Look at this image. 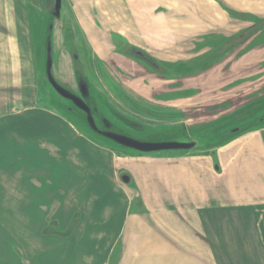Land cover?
Masks as SVG:
<instances>
[{
	"label": "rangeland",
	"instance_id": "374dc122",
	"mask_svg": "<svg viewBox=\"0 0 264 264\" xmlns=\"http://www.w3.org/2000/svg\"><path fill=\"white\" fill-rule=\"evenodd\" d=\"M263 1L235 0L239 10L230 7V0H77L74 6L69 3V7L66 5V9L64 8L71 14L67 18L71 19L74 40L69 37L72 31L68 28L66 17L59 22L55 21L58 28L64 27L68 34V43L72 45L71 50L74 52L67 54L64 48L65 39L56 37L54 45L62 49V68L65 67L64 61L72 65L73 55H77L76 68L85 74L96 91L107 98L105 112L116 111L122 117L139 121L156 130L175 127L183 122L189 127L222 121V126L226 129H239L235 136L258 130L261 133L258 139L260 141L261 137L264 146V6L259 7ZM37 2L38 4L32 6L27 4V12L34 36L33 47L37 54L39 79L43 85L41 94L45 95V102L39 105L61 114L68 122L75 124L73 118L55 109L58 99L51 94L48 84L45 83L41 51L44 49L49 21L44 13L46 11L39 5L45 4L44 1ZM49 9L53 13L51 2ZM79 35L83 41L78 40ZM122 42L149 54L167 77L161 79L162 71L157 72L158 75H152L150 79H143L141 76L142 79H134L136 66L130 55L117 52L118 45ZM84 47L88 48L89 56L82 52ZM17 92L25 96L29 105L38 96L36 91L30 94L22 90ZM95 94L100 98L99 93ZM138 104L141 108L150 106L149 110L154 112L147 114L143 109L138 111ZM248 108L251 109L249 115L241 116ZM17 111V108L12 109L10 113ZM6 113L0 114V144L5 141L4 131L7 133V117L3 116ZM13 120H8L11 127L18 130L28 128L24 120V124ZM221 131L219 134L224 135ZM210 137L201 140L202 144L199 142V146L189 153L203 154L218 146L219 140ZM228 138L229 136H224V139ZM253 141L257 143V140ZM100 142L106 144L105 147L111 149L115 155L125 159H134L137 156H145L144 159L160 158L167 155L164 152L140 155L133 151L116 149L106 141ZM230 159L227 152L224 156L221 154L214 158L218 167L221 165L224 169L225 165H229L224 182L212 172L215 168L209 158L198 160L196 164L202 168L196 170V176L193 171L190 175L192 178H204V181L211 182L217 188L221 184L220 190L229 195V201L231 199L233 204L248 205L258 202L257 199L263 202L264 156L248 158L246 166L244 163L247 161L243 155L233 159L232 165L228 163ZM26 162L28 170L24 180L32 187L35 185V189L33 188L32 194L27 192L29 197L23 204L25 213H31L32 203L38 200L30 199L31 195L42 199L38 195L44 197L60 191L61 193L49 197H66L69 189L65 169L58 165L54 169V180L44 179L40 173L45 169L36 167L35 158ZM183 164L189 166L191 162L186 161ZM8 170L10 174H7V180H19L21 174L16 163ZM81 173L77 172V178L81 177ZM45 203L47 206L41 213L40 220L33 216V221L30 216L32 221L29 230L24 232L20 230V216L12 215L8 218L7 212L1 214L0 211V246L3 244L9 264L59 263L53 253L64 247L69 238L57 240V245L53 247L51 240L45 238L43 233L49 222L46 215L54 210L53 213H57L55 217L62 219L63 213L69 209L63 207L65 198H55L50 202L45 199ZM0 204L7 209V199H0ZM72 207L77 206L73 203ZM7 224L11 231L7 230ZM38 224L39 229L36 226ZM43 227L45 228L42 230ZM88 233L80 231L76 239L86 240ZM62 250L57 251V254ZM76 251L74 242L69 243L64 254L59 257L61 264H65L74 253L76 255ZM115 251L113 258L118 262L122 253L121 247Z\"/></svg>",
	"mask_w": 264,
	"mask_h": 264
},
{
	"label": "crops",
	"instance_id": "0c3cea01",
	"mask_svg": "<svg viewBox=\"0 0 264 264\" xmlns=\"http://www.w3.org/2000/svg\"><path fill=\"white\" fill-rule=\"evenodd\" d=\"M231 2L230 7L240 8L235 0ZM14 13L12 4L0 2V114L7 112L3 115L7 117V133L5 130V141L0 144V199H7V209L0 204L1 214L20 216V230H29L36 215L32 210L25 213L23 204L28 200L27 192L34 193L35 185L24 180L27 162L19 157L33 149L45 150L49 158L35 160L37 168L45 169L39 173L54 180V169L62 167L69 190L66 197H49L60 191L38 195L42 199L31 195L30 199H38L32 208L43 206L45 199L65 198L63 207L70 209L75 203L82 211L75 233L57 250L62 252L53 253L58 264L73 242L76 255L65 264H264V201L233 204L220 190L221 184L217 188L190 175L193 171L196 176V170L202 168L196 164L198 160L209 158L215 168L212 172L224 182L229 165L218 167L215 156L227 152L232 165L233 159L243 155L246 166L248 158L264 156L261 137L258 139L261 133L233 134L225 144L203 154L173 151L160 158L149 156L151 159L118 157L80 134L64 116L36 102L29 105L17 92L33 93L36 84L27 25ZM16 108L17 113H10ZM10 119L24 120L28 128L11 127ZM186 161L191 164H183ZM15 163L21 177L11 182L7 169ZM77 172L84 176L77 178ZM123 173L131 178L127 186L120 180ZM56 215L54 212L52 217ZM7 230H12L9 224ZM80 231L89 232L86 240L76 239ZM120 247L121 257L115 262L114 252Z\"/></svg>",
	"mask_w": 264,
	"mask_h": 264
},
{
	"label": "flooded vegetation",
	"instance_id": "af4514ba",
	"mask_svg": "<svg viewBox=\"0 0 264 264\" xmlns=\"http://www.w3.org/2000/svg\"><path fill=\"white\" fill-rule=\"evenodd\" d=\"M37 1L39 2L44 1L43 3L45 4L42 5L39 4V5L41 9L46 11L44 13L47 20L49 21L48 28L46 29V39L43 44L44 49L43 51H41V56L43 55L42 62L44 63L45 66L44 69L45 78H46L45 83L48 84L47 87L50 88V92H52L51 94H53L54 97L58 99V103L54 105L55 109H57V111L63 112L68 117L73 118V120H75V124L72 122L70 124L80 134L91 139L93 143L105 147L106 144H102L100 140L103 142L106 141V143H109V145L111 144V146L115 147L116 149L122 151H131L111 140V136L120 135V136L129 137L134 140H139L142 142H162V141H175L181 143L193 142L195 143L194 148H196L199 146L198 143L200 142L202 144L201 140H204L207 137L211 136L216 140L223 141L225 140L224 136L231 137L239 130L233 128L225 129L224 131H222L224 132V135H221L219 134V131H217V127H216L218 121H213L211 124L208 125L200 124V125H192L189 127L186 125V122H183L182 124L180 125L178 124L175 127L170 126V127H166L165 129L156 130V128H152L149 125L143 124L139 121L136 122L130 120L129 118L122 117L116 111L112 110L110 112L109 111L105 112V110L107 109L105 108L107 106L106 105L107 98L102 93L96 91L95 88L92 86L93 84L88 82L87 77H85V74H83V72L79 71V69L76 68V64H78L77 55H73L74 65L73 64L69 65L68 61H64L63 64H65V67L62 68L61 65L62 56L60 55L62 49H58L54 45V39L56 37L57 39L60 38L65 39L66 47L64 48L67 54L70 55L72 54V52H74L71 50L72 45L68 43V38L66 37V35L68 34L66 33L64 27L62 26L58 28L55 25L56 24L55 21L59 22L60 20L65 19L66 17L65 21H67L69 25L68 28L72 31V34L69 33V37L71 40H74L73 38H75V33H73V29L71 28L72 27L70 21L71 19L67 18L69 16L71 17V14L69 10L68 12H66L64 8L66 9V5L67 7H69V3L71 4V6H74L77 0H60V7L58 11L56 10V0H0V2H2V4L4 5L12 4L15 7V11L22 17V20L27 25V34L30 39L31 54L33 58V67L35 73V84H36L35 91L36 94L38 95L37 98L34 99L36 103L38 104H40L41 102L44 103L45 95L41 94L43 85L39 79V71H38L39 69L37 68V61H36L37 54L34 51V47H33L34 36L30 27V22H29L30 17L27 12V4H30L32 6L33 4H38ZM50 2L53 5V13H51L49 9ZM51 14L54 17H52ZM78 40L83 41V38L79 35ZM47 43H49V45H47ZM82 43L85 45L84 42ZM82 52H84L86 56H89L88 48L84 47L82 49ZM117 52L120 54L130 55V58L132 59V61L135 63L134 65L136 66V69L134 70L136 73L134 79H142V78L150 79V77H153L152 75L154 76L158 75L157 72L162 73V71H163V76L161 77V79H165L167 77L164 70L157 65L155 60L149 54H146L142 50L130 47L128 43L122 42L118 45ZM87 63L86 66L88 65ZM134 79H132V81H134ZM52 82L55 85H57L59 89L66 92L75 100L71 101L69 99L62 97L53 88ZM94 91L100 94V98L96 96ZM133 104L135 105V103ZM136 108L139 109L138 111L143 109L147 114L154 112L149 110L150 106H147L146 108L143 107L141 108V106H139L138 104ZM250 111L251 109L248 108L247 111H245L241 116L249 115ZM209 125H211V128ZM37 152H38V156L34 155V153L37 154ZM167 152H173V151H166V153ZM44 154H47L45 150L33 149L32 151L22 153L21 156L19 157V160L27 161V160H32L33 158H35V160L47 158L48 156ZM11 173H14V171H12ZM43 203H44L43 206H37V208L35 207L31 209L32 212L35 213L38 219L46 207L45 206L46 203L45 202ZM80 217H81L80 209L77 207H71L68 211L63 213L62 219H59L55 216L49 218L48 224L46 222L47 227L42 228V230L45 228L43 232L45 238L50 239L52 242L51 244H53V247H55L57 245V243H55L57 240L70 238L75 233L76 228L81 219ZM36 226L39 229L40 227L39 224ZM0 233H2V230H0ZM0 241H2L1 237H0ZM8 260L9 259L6 255L5 248H3V244H2L0 246V264H9Z\"/></svg>",
	"mask_w": 264,
	"mask_h": 264
},
{
	"label": "water",
	"instance_id": "95a60500",
	"mask_svg": "<svg viewBox=\"0 0 264 264\" xmlns=\"http://www.w3.org/2000/svg\"><path fill=\"white\" fill-rule=\"evenodd\" d=\"M60 7V0H56V10L58 11ZM53 88L64 98L74 101L75 99L68 95L66 92L62 91L52 82ZM111 140L115 143L140 154H151L166 151H190L195 147V143H181L175 141H162V142H142L139 140H134L126 136L113 135ZM83 177L81 175L80 179ZM120 180L124 185H129L131 178L129 175L123 173L120 175ZM53 212L49 211L46 215L47 218H51Z\"/></svg>",
	"mask_w": 264,
	"mask_h": 264
},
{
	"label": "trees",
	"instance_id": "16d2710c",
	"mask_svg": "<svg viewBox=\"0 0 264 264\" xmlns=\"http://www.w3.org/2000/svg\"><path fill=\"white\" fill-rule=\"evenodd\" d=\"M223 123L224 122H218L217 124H216V127H217V131H221V130H225L226 128L225 127H223L222 125H223ZM210 126V128H211V125H209ZM215 131H216V129H215ZM210 132H211V130H210ZM222 132V131H221ZM233 136V135H232ZM229 139H225V140H221V141H219L218 142V145H222V144H225L227 141H228ZM141 155V154H140Z\"/></svg>",
	"mask_w": 264,
	"mask_h": 264
}]
</instances>
